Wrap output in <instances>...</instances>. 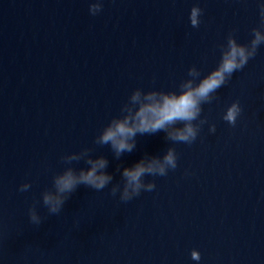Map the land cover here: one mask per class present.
<instances>
[{
    "label": "clouds",
    "instance_id": "1",
    "mask_svg": "<svg viewBox=\"0 0 264 264\" xmlns=\"http://www.w3.org/2000/svg\"><path fill=\"white\" fill-rule=\"evenodd\" d=\"M196 10L193 9V24L195 21ZM237 54L240 57V64L236 62ZM246 57L243 50H237L233 48L231 52V58H226L222 66V69L215 72L211 77L205 80L198 89L195 91H188L181 95L179 98L172 97L171 99L165 98L162 107H145L140 110L137 114L139 118V124L137 128L141 131H147L149 129L155 130L164 127L165 124L170 123L175 120H192L196 115L197 97H205L207 94L219 87L223 82V73H231L234 69L241 67L246 62ZM240 109L237 104H233L231 108L228 109L225 119L229 122H234L236 116L238 115ZM128 136L134 135V129L127 127L125 124H118L115 130H109L103 137V142L107 143L112 141L117 151L130 150L129 146L123 140H117V136ZM193 129L189 126L185 133H179L177 138L181 141H187L189 136H194ZM169 163H172V157L169 155L167 158ZM104 166V161L100 162V167ZM145 172V168L137 166L134 170L125 169L124 175L128 177L130 182H136L138 186L139 177ZM111 178L107 175L97 176L95 169L89 171L86 175H82L81 182L91 185L96 189H103L105 185L109 182ZM59 183L62 185L61 191L71 190L74 184L73 179L69 176ZM126 195V193H125ZM48 198L45 199V203H48ZM52 211H56L55 208ZM194 258H198L195 253H193Z\"/></svg>",
    "mask_w": 264,
    "mask_h": 264
}]
</instances>
